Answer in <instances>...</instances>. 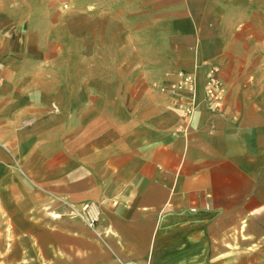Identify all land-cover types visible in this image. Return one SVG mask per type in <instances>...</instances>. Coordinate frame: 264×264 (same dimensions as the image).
I'll return each instance as SVG.
<instances>
[{
	"label": "crops",
	"instance_id": "crops-1",
	"mask_svg": "<svg viewBox=\"0 0 264 264\" xmlns=\"http://www.w3.org/2000/svg\"><path fill=\"white\" fill-rule=\"evenodd\" d=\"M0 69V264H264V0H0Z\"/></svg>",
	"mask_w": 264,
	"mask_h": 264
},
{
	"label": "built area",
	"instance_id": "built-area-1",
	"mask_svg": "<svg viewBox=\"0 0 264 264\" xmlns=\"http://www.w3.org/2000/svg\"><path fill=\"white\" fill-rule=\"evenodd\" d=\"M218 68L212 65L208 69V75L204 82V93L208 102L215 108H220L223 104L224 89L218 76ZM4 77L0 69V88L3 85ZM196 86L195 77L192 73L178 70L170 81L160 87L162 91L171 93L172 101L176 105L181 104L182 94L192 95ZM190 111V106L185 108V112ZM71 213L78 216L89 227H94L100 218L99 206L92 201L86 202L81 206H71ZM118 264H140L134 260L121 261Z\"/></svg>",
	"mask_w": 264,
	"mask_h": 264
},
{
	"label": "rangeland",
	"instance_id": "rangeland-1",
	"mask_svg": "<svg viewBox=\"0 0 264 264\" xmlns=\"http://www.w3.org/2000/svg\"><path fill=\"white\" fill-rule=\"evenodd\" d=\"M156 84V83H155ZM160 89V88H159ZM161 90V89H160Z\"/></svg>",
	"mask_w": 264,
	"mask_h": 264
}]
</instances>
